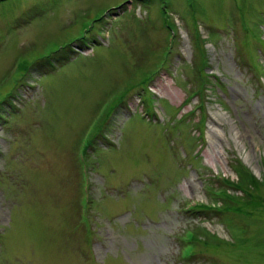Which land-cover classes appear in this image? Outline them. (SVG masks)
Masks as SVG:
<instances>
[{"label":"rangeland","instance_id":"1","mask_svg":"<svg viewBox=\"0 0 264 264\" xmlns=\"http://www.w3.org/2000/svg\"><path fill=\"white\" fill-rule=\"evenodd\" d=\"M0 264H264V0H0Z\"/></svg>","mask_w":264,"mask_h":264},{"label":"trees","instance_id":"2","mask_svg":"<svg viewBox=\"0 0 264 264\" xmlns=\"http://www.w3.org/2000/svg\"><path fill=\"white\" fill-rule=\"evenodd\" d=\"M167 24H168V22H167ZM81 39V40H80ZM76 40V44H78L79 46H84V44H85V42L83 41L82 42V37H79L78 39H75ZM61 47V46H60ZM59 47V48H60ZM61 50H59V49H56L55 50V52L56 51H58V52H60V53H62V55H60V56H62V57H64L65 58V56H66V54H68L69 52L71 53L72 52V50H71V48H70V46L69 45H66V46H64V47H61L60 48ZM52 51L50 50V53H51ZM64 52H66V54H63ZM50 58H53L51 55H50ZM64 58H61V57H58V59H64ZM57 59V60H58ZM55 60V59H54ZM22 62V61H21ZM21 62H20V64H21ZM202 63H203V60H202ZM202 63H200L199 65L197 64V65H195V67L196 68H198L200 71L198 72V74H197V78H198V80H199V82H200V80L203 82V83H205V77H204V74L201 72V70H202ZM19 64V65H20ZM50 64H52V63H50ZM18 73V72H17ZM16 73V74H17ZM143 76V75H142ZM142 76H141V81H140V83L143 85L144 84V82L146 81V80H148L149 78H151V77H148V75H147V73H145L144 74V76H143V79H142ZM140 79V78H139ZM139 83V84H140ZM201 83V82H200ZM203 83H201V85H204ZM139 84L136 86V87H138L139 86ZM135 88V87H134ZM123 95V94H122ZM107 114V112H104V113H102V115H101V117H100V121L103 119V117H104V115H106ZM238 179H239V183H238V186H237V190H240V191H242L244 194H246L247 196H249L250 195V192H249V188L248 187H250V186H252V185H254V183H255V179L253 178V175L250 173V172H248L245 168H243V171H241L239 174H238ZM229 200H232V198H230V197H227ZM202 206H204V205H202ZM202 208V207H201ZM229 208V207H228ZM208 209V208H207ZM209 210V209H208Z\"/></svg>","mask_w":264,"mask_h":264}]
</instances>
